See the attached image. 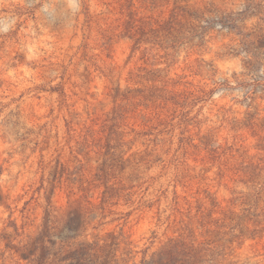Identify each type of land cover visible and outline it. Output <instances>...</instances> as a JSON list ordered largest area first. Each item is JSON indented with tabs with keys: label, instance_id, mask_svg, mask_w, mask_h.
<instances>
[{
	"label": "rangeland",
	"instance_id": "374dc122",
	"mask_svg": "<svg viewBox=\"0 0 264 264\" xmlns=\"http://www.w3.org/2000/svg\"><path fill=\"white\" fill-rule=\"evenodd\" d=\"M48 200L52 241L264 264V0H0V264Z\"/></svg>",
	"mask_w": 264,
	"mask_h": 264
},
{
	"label": "trees",
	"instance_id": "16d2710c",
	"mask_svg": "<svg viewBox=\"0 0 264 264\" xmlns=\"http://www.w3.org/2000/svg\"><path fill=\"white\" fill-rule=\"evenodd\" d=\"M221 25L236 28L234 19H221ZM141 41H143L141 38L137 39L136 44ZM52 209L51 202L48 200L41 229L30 242L21 246L22 249H29L26 255L20 254V259L27 264H219L216 259L220 254L209 246L187 244L179 240L169 241L159 251L148 258H142L139 262L120 258L115 240L111 244L101 246L85 241L77 242L73 239L72 241L67 239L52 241L50 237L57 222Z\"/></svg>",
	"mask_w": 264,
	"mask_h": 264
}]
</instances>
